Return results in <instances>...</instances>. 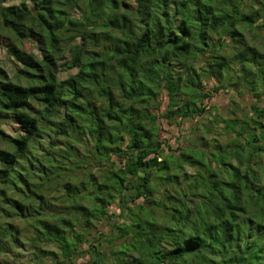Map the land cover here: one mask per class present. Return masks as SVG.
Instances as JSON below:
<instances>
[{"label":"trees","instance_id":"trees-1","mask_svg":"<svg viewBox=\"0 0 264 264\" xmlns=\"http://www.w3.org/2000/svg\"><path fill=\"white\" fill-rule=\"evenodd\" d=\"M8 1L0 34L16 65L0 66V117L20 133L0 129V264H264V0ZM221 88L249 94L241 118L213 111ZM205 114L215 139L173 154L161 118ZM93 160L98 184L91 169L67 180ZM114 197L127 219L93 232Z\"/></svg>","mask_w":264,"mask_h":264},{"label":"rangeland","instance_id":"rangeland-1","mask_svg":"<svg viewBox=\"0 0 264 264\" xmlns=\"http://www.w3.org/2000/svg\"><path fill=\"white\" fill-rule=\"evenodd\" d=\"M127 3L130 5H135L137 4V0H126ZM19 0H9L7 4H16L18 3ZM72 14L75 17H81V11L79 8L74 7L72 9ZM11 40L7 38V36H4V34H0V66L5 68L6 72L8 73L9 76L13 75L15 63H14V58L13 56L10 55L8 48L10 47ZM23 47L28 50V51H34L37 52L38 49L36 47V44L32 42L31 40H26L24 42ZM71 59V52H67L62 59L59 60V63H61V66L59 68L58 76L60 78H67L71 74L76 72V68H68L64 63L68 60ZM207 87L213 89L214 83L211 79H205L203 81ZM249 94H234L231 92H227L224 90V88H221L218 92L215 93V96L209 101L210 104L215 105V108L213 111L217 113L219 117H224L226 120H231V118H241L243 113L247 110V105L250 97L248 96ZM167 96L163 95V104L161 106V111L165 110L167 106ZM161 123H162V130L160 131V135L162 139H167L168 143L171 144L173 148V154H176L180 156L181 154V149L180 147L184 148L189 143H192L191 141H196L200 144H205L207 140V145L209 146L210 140L215 139L217 133L213 131H208L205 127L208 125H211V122L208 119V115L205 114L203 118L197 117L196 119H186V120H168L165 118H161ZM239 126H237L238 128ZM0 129L8 135H17L20 133V126L18 123L14 122L13 120L9 119L8 117L2 118L0 117ZM205 134V136H203ZM206 137V138H204ZM218 140L221 142L227 141V135L225 133L220 134L218 137ZM60 146L63 147V149L71 146V142L65 139H62ZM76 147L81 151V155L88 154L86 147L87 144L84 142H78L75 143ZM48 145V144H47ZM89 146V145H88ZM75 159V157L73 158ZM177 159V158H176ZM177 161V160H176ZM92 164L89 166H85V168H80L79 170H76L74 172H71L67 178V180H72L73 175L78 174L79 179H87L89 176V173L85 174L86 171L91 169L94 174H96L97 179L96 182H100L101 177L99 172L100 166L95 162V160L91 161ZM179 163L183 166L182 171H187L188 173L194 172V169L192 166H189L188 164L185 163V160L182 157H179ZM73 165V163H71ZM74 166V165H73ZM71 167V166H69ZM175 169V168H174ZM72 170H69V172ZM163 182L161 180H152L151 181V187H154L153 193L151 195L152 199H158L161 197V194L159 192V188L162 185ZM63 192V188L60 186L56 188L55 190L49 191V198L50 201L52 202L50 210L52 211H59L61 208V205L63 203V200L60 198H54L58 197L61 193ZM113 194L116 195V193L113 191ZM62 195V194H61ZM114 201L111 202V204L108 206L109 209V216L108 217H100L94 221V225L92 226V230L94 232L96 231H101L104 233H110L111 229L114 224H119L122 223L125 219V217H122L119 215V205H118V200L113 198ZM143 200V198H139L137 202ZM88 200L83 201V203H87ZM21 251V250H20ZM22 252L25 254L26 251L22 250ZM90 256L87 257H80L76 259V264H81L89 260ZM21 262L25 260L26 258H20Z\"/></svg>","mask_w":264,"mask_h":264}]
</instances>
